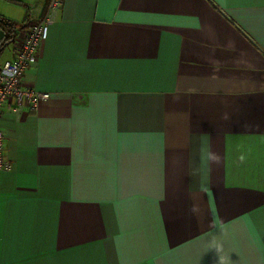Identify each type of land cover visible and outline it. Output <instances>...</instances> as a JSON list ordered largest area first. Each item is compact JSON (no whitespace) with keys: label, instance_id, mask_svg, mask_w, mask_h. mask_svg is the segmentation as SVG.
Listing matches in <instances>:
<instances>
[{"label":"crops","instance_id":"0c3cea01","mask_svg":"<svg viewBox=\"0 0 264 264\" xmlns=\"http://www.w3.org/2000/svg\"><path fill=\"white\" fill-rule=\"evenodd\" d=\"M16 1L0 65L48 6ZM24 80L0 264H264V0H64Z\"/></svg>","mask_w":264,"mask_h":264},{"label":"built area","instance_id":"2783aa9c","mask_svg":"<svg viewBox=\"0 0 264 264\" xmlns=\"http://www.w3.org/2000/svg\"><path fill=\"white\" fill-rule=\"evenodd\" d=\"M64 0H48L44 16L27 32L14 57L0 65V116L7 107L15 110H37L49 95L25 84L24 76L39 55L41 43L47 37L50 25L57 19ZM7 137L0 127V170H11L13 162L6 155Z\"/></svg>","mask_w":264,"mask_h":264},{"label":"trees","instance_id":"16d2710c","mask_svg":"<svg viewBox=\"0 0 264 264\" xmlns=\"http://www.w3.org/2000/svg\"><path fill=\"white\" fill-rule=\"evenodd\" d=\"M0 25L5 28L9 35L8 37H3L0 40V53L4 49V47L13 40L15 36V29H16V24L0 15Z\"/></svg>","mask_w":264,"mask_h":264},{"label":"clouds","instance_id":"9594fccd","mask_svg":"<svg viewBox=\"0 0 264 264\" xmlns=\"http://www.w3.org/2000/svg\"><path fill=\"white\" fill-rule=\"evenodd\" d=\"M206 161L208 163L216 162L218 161V157L209 150L206 152Z\"/></svg>","mask_w":264,"mask_h":264},{"label":"rangeland","instance_id":"374dc122","mask_svg":"<svg viewBox=\"0 0 264 264\" xmlns=\"http://www.w3.org/2000/svg\"><path fill=\"white\" fill-rule=\"evenodd\" d=\"M10 1H14V2H18V6H20V7H24L25 9H26V11L28 10L27 9V5L26 4H24V3H22L21 1H16V0H10ZM15 5V4H14ZM10 10L11 11H13V9L12 8H10ZM14 15V14H13ZM14 17H16L15 15H14Z\"/></svg>","mask_w":264,"mask_h":264}]
</instances>
